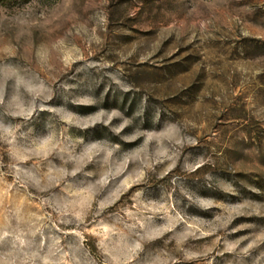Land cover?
Here are the masks:
<instances>
[{"label":"rangeland","instance_id":"rangeland-1","mask_svg":"<svg viewBox=\"0 0 264 264\" xmlns=\"http://www.w3.org/2000/svg\"><path fill=\"white\" fill-rule=\"evenodd\" d=\"M0 264H264V0H0Z\"/></svg>","mask_w":264,"mask_h":264}]
</instances>
